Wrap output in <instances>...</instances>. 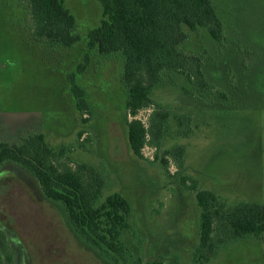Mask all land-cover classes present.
<instances>
[{"label":"rangeland","instance_id":"374dc122","mask_svg":"<svg viewBox=\"0 0 264 264\" xmlns=\"http://www.w3.org/2000/svg\"><path fill=\"white\" fill-rule=\"evenodd\" d=\"M213 1L225 25V43L219 45L203 32L192 34L188 46L199 53L206 44V73L218 87L230 90L233 100L204 106L185 95L189 83L176 75V82H165L153 98L174 116L193 114L194 134L166 139L162 151L148 146L139 159L128 141L121 58L96 54L88 73L77 76L94 109L88 123L67 82L83 61L89 31L101 25L102 4L64 0L81 39L70 49H53L32 36L24 4L0 0V142L13 144L41 133L53 150L66 154L63 163L105 171L106 196L117 192L131 204L137 238L125 237L132 251L129 264L137 257L194 264L200 235L195 189L210 190L228 205L264 204V0ZM151 112L143 110L138 118L146 122ZM81 130L86 134L78 141ZM182 145L183 169L177 172L169 158L167 176L163 151ZM0 230L6 237L0 264H111L75 235L64 207L45 198L33 178L17 168L0 169ZM209 264H264V241L236 244Z\"/></svg>","mask_w":264,"mask_h":264},{"label":"trees","instance_id":"16d2710c","mask_svg":"<svg viewBox=\"0 0 264 264\" xmlns=\"http://www.w3.org/2000/svg\"><path fill=\"white\" fill-rule=\"evenodd\" d=\"M10 1L26 6L31 33L37 42L53 49H70L80 42L75 16L64 0ZM98 1L104 18L99 27L89 31L83 61L67 80L84 123L93 118L94 109L77 76L88 73L96 54L104 59L121 58L119 83L125 96L128 141L139 159H144L148 146L162 151L166 139H185L194 134L193 114L174 116L170 108L153 98L165 82L175 83L176 75L189 83L183 88L185 95L204 106L232 102L230 90L218 87L206 73V44L199 53L188 46L192 34L201 36L203 32L217 44L225 43V25L213 0ZM7 7L10 10L9 4ZM230 79L234 85L235 76ZM149 109L152 112L146 122L138 118L141 111ZM84 134V130L79 132L78 141ZM65 156L48 145L44 134L33 133L16 143L0 144V169L17 168L32 177L45 198L64 207L75 235L105 263L129 264L132 251L125 237L130 234L137 238L130 222V202L117 192L106 196L105 171L85 164L72 167L62 162ZM185 156L183 145L163 151L161 165L167 176L169 158L180 172ZM195 191L200 208V235L194 248V264H209L221 252L241 242L264 241V204L243 201L228 205L210 190ZM5 242V234L0 230V250ZM134 264L162 262H144L137 257Z\"/></svg>","mask_w":264,"mask_h":264},{"label":"flooded vegetation","instance_id":"af4514ba","mask_svg":"<svg viewBox=\"0 0 264 264\" xmlns=\"http://www.w3.org/2000/svg\"><path fill=\"white\" fill-rule=\"evenodd\" d=\"M3 143H9V144H12V143H10V142H8V141L0 142V144H3Z\"/></svg>","mask_w":264,"mask_h":264}]
</instances>
